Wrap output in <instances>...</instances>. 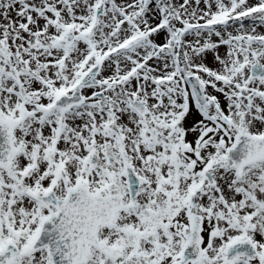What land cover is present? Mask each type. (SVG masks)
<instances>
[{
  "label": "snow or ice",
  "instance_id": "obj_1",
  "mask_svg": "<svg viewBox=\"0 0 264 264\" xmlns=\"http://www.w3.org/2000/svg\"><path fill=\"white\" fill-rule=\"evenodd\" d=\"M0 264H264V0H0Z\"/></svg>",
  "mask_w": 264,
  "mask_h": 264
}]
</instances>
